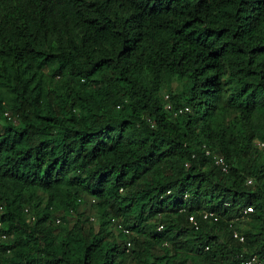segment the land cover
Instances as JSON below:
<instances>
[{
	"label": "trees",
	"instance_id": "16d2710c",
	"mask_svg": "<svg viewBox=\"0 0 264 264\" xmlns=\"http://www.w3.org/2000/svg\"><path fill=\"white\" fill-rule=\"evenodd\" d=\"M260 142L264 0H0V264H264Z\"/></svg>",
	"mask_w": 264,
	"mask_h": 264
},
{
	"label": "built area",
	"instance_id": "2783aa9c",
	"mask_svg": "<svg viewBox=\"0 0 264 264\" xmlns=\"http://www.w3.org/2000/svg\"><path fill=\"white\" fill-rule=\"evenodd\" d=\"M165 97H167V95H165ZM166 108H171L170 104H166ZM189 110L188 106H184V107H178L177 109L174 110V114H180L183 112H187ZM258 145L260 147H264V143L260 142L258 143ZM206 153H209L208 150H206ZM213 162L215 165H217L223 172H226L228 170V165L225 163L224 159L222 156L220 155H213ZM251 180H248V183H250ZM252 211V207L251 206H247L246 209L244 210L245 213ZM201 215L203 218H212L214 220L217 219V216L214 212L211 211H202ZM188 220L192 223V225H194L195 228L198 227V223L195 219V217L193 215L188 217ZM57 222H59V219L56 220ZM125 232H127V230H125ZM233 237L239 239L240 241L243 240V237L240 235V233H238L236 230L233 231ZM126 246L129 247L131 246V243L128 241L126 242ZM255 256H251L250 258H246L241 260V262L239 264H254L255 263Z\"/></svg>",
	"mask_w": 264,
	"mask_h": 264
},
{
	"label": "rangeland",
	"instance_id": "374dc122",
	"mask_svg": "<svg viewBox=\"0 0 264 264\" xmlns=\"http://www.w3.org/2000/svg\"><path fill=\"white\" fill-rule=\"evenodd\" d=\"M232 114L233 112L230 109H226L223 114V117H224L223 120L227 121L228 119L231 118ZM94 206H95L94 203L91 204L88 200H86L85 202H81L80 210L84 213L85 216H93L95 220L92 222L94 223V225H97L98 213L96 212V209ZM62 224H63V220H62ZM118 227L116 225L113 226L115 231L119 230L120 227L119 228Z\"/></svg>",
	"mask_w": 264,
	"mask_h": 264
},
{
	"label": "clouds",
	"instance_id": "9594fccd",
	"mask_svg": "<svg viewBox=\"0 0 264 264\" xmlns=\"http://www.w3.org/2000/svg\"><path fill=\"white\" fill-rule=\"evenodd\" d=\"M5 115L8 116L7 113H5ZM56 222H57V221H56ZM57 223H59V222H57ZM0 225H1V223H0ZM123 230L125 231V230H127V229H123ZM125 233H128V230H127V232H125ZM7 237H8V235H7L6 232H0V241H3V240H5V239H7Z\"/></svg>",
	"mask_w": 264,
	"mask_h": 264
}]
</instances>
